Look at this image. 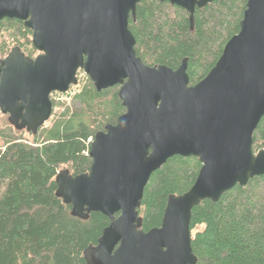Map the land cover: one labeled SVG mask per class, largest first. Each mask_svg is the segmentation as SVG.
<instances>
[{"label": "water", "instance_id": "95a60500", "mask_svg": "<svg viewBox=\"0 0 264 264\" xmlns=\"http://www.w3.org/2000/svg\"><path fill=\"white\" fill-rule=\"evenodd\" d=\"M141 1L0 0V21H23L40 53L34 59L15 47L0 60V111L36 135L52 117L51 95L77 86L80 70L98 92L118 86L125 113L95 135L89 173L57 175L56 196L73 217L111 221L85 250L88 264H198L193 209L264 176V149H253L264 118V0H248L240 32L194 86L188 59L173 70L137 56L129 20ZM159 1L186 10L193 29L196 9L215 0ZM175 156L196 157L202 168L187 193L169 197L161 227L145 232V188Z\"/></svg>", "mask_w": 264, "mask_h": 264}, {"label": "trees", "instance_id": "16d2710c", "mask_svg": "<svg viewBox=\"0 0 264 264\" xmlns=\"http://www.w3.org/2000/svg\"><path fill=\"white\" fill-rule=\"evenodd\" d=\"M247 2L215 0L197 8L192 29L186 10L142 0L136 18L129 20L136 54L148 66L173 70L188 59L194 86L240 32ZM4 31L12 34L15 47L34 58L33 32L23 22L3 19L0 34ZM9 50L6 46V56ZM118 92V86L98 92L89 80L74 97V111L67 108L36 135L17 131L0 117V264H88L85 250L97 245L111 221L101 213L88 220L73 217L71 206L56 196V178L62 171L89 173V140L125 113ZM253 140L255 153L264 149V118ZM201 168L196 157L175 156L151 176L139 209L143 231L161 227L169 197L187 193ZM190 226L198 264H264V176L246 187L237 185L217 203L206 200L195 207Z\"/></svg>", "mask_w": 264, "mask_h": 264}, {"label": "rangeland", "instance_id": "374dc122", "mask_svg": "<svg viewBox=\"0 0 264 264\" xmlns=\"http://www.w3.org/2000/svg\"><path fill=\"white\" fill-rule=\"evenodd\" d=\"M24 43L26 44V41H24ZM9 45L10 47L8 48ZM6 46H7V50L10 49L9 51L11 52V50L16 46V43H14L12 40V34L10 32L4 31V32H1L0 34V60L5 58L4 56H6V54H4V51L6 50ZM25 50L26 52L29 51L26 47H25ZM29 52H27V54H30ZM33 54L35 58L36 56H39L40 53L37 50H35ZM78 79H79V84L77 86H72L68 93H65V94L54 93L51 95V100L54 103L53 104L54 110H53L52 117L44 126L45 128L51 127L52 123L55 120H57L58 118H62V115L67 108H69L71 111H74V109L76 108L78 104V102L74 100L75 95L79 94L83 90V88L86 85H88L89 80H90V78L84 72V70H80L78 72ZM0 117L2 120L9 122L7 115H3L0 112ZM0 147H2L1 141H0Z\"/></svg>", "mask_w": 264, "mask_h": 264}, {"label": "flooded vegetation", "instance_id": "af4514ba", "mask_svg": "<svg viewBox=\"0 0 264 264\" xmlns=\"http://www.w3.org/2000/svg\"><path fill=\"white\" fill-rule=\"evenodd\" d=\"M18 21H19V20H18ZM21 22H23V21H21ZM23 23H24V22H23ZM24 25H25V23H24ZM32 36H33V35H32ZM7 56H8V55H7ZM7 56H5V58H6ZM36 57H37V56H36ZM36 57H35V58H36ZM35 58H34V59H35ZM3 59H4V58H3ZM1 60H2V59H1Z\"/></svg>", "mask_w": 264, "mask_h": 264}, {"label": "built area", "instance_id": "2783aa9c", "mask_svg": "<svg viewBox=\"0 0 264 264\" xmlns=\"http://www.w3.org/2000/svg\"><path fill=\"white\" fill-rule=\"evenodd\" d=\"M92 142H93V139H90V140H89V143L91 144Z\"/></svg>", "mask_w": 264, "mask_h": 264}]
</instances>
